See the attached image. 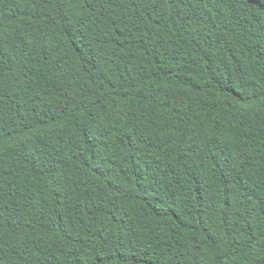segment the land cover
<instances>
[{
	"label": "trees",
	"instance_id": "16d2710c",
	"mask_svg": "<svg viewBox=\"0 0 264 264\" xmlns=\"http://www.w3.org/2000/svg\"><path fill=\"white\" fill-rule=\"evenodd\" d=\"M0 264H264V0H0Z\"/></svg>",
	"mask_w": 264,
	"mask_h": 264
}]
</instances>
